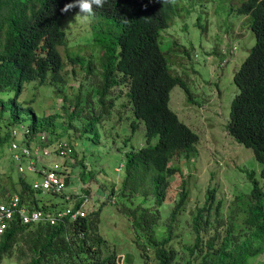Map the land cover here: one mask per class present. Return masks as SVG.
<instances>
[{
  "label": "rangeland",
  "instance_id": "1",
  "mask_svg": "<svg viewBox=\"0 0 264 264\" xmlns=\"http://www.w3.org/2000/svg\"><path fill=\"white\" fill-rule=\"evenodd\" d=\"M244 1L172 0L175 19L162 31L161 50L173 74L184 79L190 90L189 95L176 86L171 93L170 108L199 136L197 155L191 160H181L183 173L172 178L167 199L159 207L161 220L155 232L161 241L168 237L170 216L182 193L187 195L170 244L179 252L174 264H185L190 258L186 248L196 242L193 219L200 211L204 222H208L205 240L214 236L222 240L229 230L232 235L245 233L244 220L253 191L246 172L253 173L264 190L263 167L253 150L239 144L228 132L232 103L239 94L234 76L256 44L249 17L238 13ZM62 28L67 35V46L61 48L66 64L62 81L48 79L44 84L34 81L26 85L20 100L26 101L38 117L54 118L56 138L72 141L76 153L72 162L46 160L47 165L57 162L63 166L68 186L63 195L36 193L38 206L34 203V207L63 210L88 200L83 208L86 215L99 214L95 234L103 240L102 259L116 255L117 264H158L152 249L144 253L139 247L131 222L120 211L127 201L123 192L126 154L149 145L145 123L134 116L127 86L111 92L110 98H116L113 109L100 107L96 94L102 80L100 45L118 41L121 27L113 20L84 15L71 8L62 20ZM69 56L80 57L81 64L73 63ZM15 95L16 90H11L0 97L9 99ZM23 117L29 120L30 116L24 112ZM8 118L5 113L1 120L4 130ZM29 123L23 121L17 126ZM157 142L155 138L152 145ZM11 165L8 149H0V172L4 173L7 185L10 181L5 174L12 172L13 181L18 180L16 169L10 170ZM26 177L28 181L37 179L36 174L29 173ZM66 196L73 197L72 201H66ZM141 201L137 197L133 208ZM156 204V198L151 197L147 206ZM32 230L19 237L10 257L0 264H31L34 255L28 236ZM46 264L77 262L69 256H58ZM248 264H264V254L250 259Z\"/></svg>",
  "mask_w": 264,
  "mask_h": 264
},
{
  "label": "trees",
  "instance_id": "2",
  "mask_svg": "<svg viewBox=\"0 0 264 264\" xmlns=\"http://www.w3.org/2000/svg\"><path fill=\"white\" fill-rule=\"evenodd\" d=\"M71 8H77L84 15L113 20L121 27L118 41L100 45L102 80L96 90L98 103L100 107L113 109L116 98H110L111 92L127 86L129 103L135 118L145 123L149 145L126 154L123 192L127 201L122 203L120 211L131 222L137 244L144 253L152 249L158 264H174L179 252L170 244L187 195L182 193L170 216L168 237L161 241L155 232L161 220L159 207L167 199L172 178L183 173L181 160H191L197 155L199 136L170 108L171 93L176 86L190 95L188 84L173 74L160 47L162 31L175 19L172 0H0V94L16 90L14 98L0 97V149L7 148L12 129L23 121H30L36 136L45 131L57 135L55 119L38 117L20 98L26 85L34 81L40 84L48 79L62 81L66 64L61 48L67 46L62 20ZM238 13L249 17L256 44L234 76L239 94L232 103L228 132L239 144L253 150L263 167L264 178V0H245ZM69 59L79 64L82 61L76 56ZM24 112H28L29 120L23 117ZM5 113L9 114V120L4 130L1 120ZM155 138L158 142L152 145ZM173 161L176 165H172ZM10 170L13 171V165ZM246 173L253 191L244 220L245 233L232 235L229 230L222 240L218 236L205 240L208 222H204L200 211L193 219L196 242L186 248L190 258L185 264H195V261L248 264L250 259L264 254V190L253 173ZM3 174L0 172V191L19 192L22 202L33 208L37 200L31 192V181L24 177L13 181L10 172L5 174L10 181L7 185ZM137 197L142 201L133 208ZM151 197L156 198L155 206H147ZM82 204L83 200L76 209ZM98 215L95 212L55 226L14 225L0 237V262L10 257L19 237L33 229L28 236L34 255L31 264H46L58 256H69L77 264H117L116 255L102 259L103 240L95 234Z\"/></svg>",
  "mask_w": 264,
  "mask_h": 264
},
{
  "label": "built area",
  "instance_id": "3",
  "mask_svg": "<svg viewBox=\"0 0 264 264\" xmlns=\"http://www.w3.org/2000/svg\"><path fill=\"white\" fill-rule=\"evenodd\" d=\"M7 149L18 178H27L26 175L29 173L37 175V179L31 181L33 194H65L68 183L63 178V166L57 162L47 165L46 160L57 158L72 162L76 153L72 141L56 138L47 131L36 136L31 131L30 125L21 128L15 126L11 131ZM72 198L66 196V201L71 202ZM87 201L83 200V204L78 209L75 205L63 210L46 211L23 203L19 192L0 191V237L14 225L36 227L41 224L55 226L66 224L67 221L75 222L86 216L83 208Z\"/></svg>",
  "mask_w": 264,
  "mask_h": 264
}]
</instances>
